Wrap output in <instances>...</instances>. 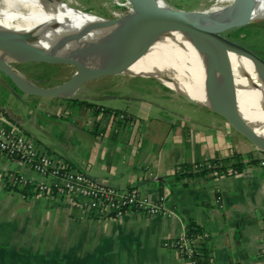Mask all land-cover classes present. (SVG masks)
<instances>
[{
  "label": "crops",
  "instance_id": "0c3cea01",
  "mask_svg": "<svg viewBox=\"0 0 264 264\" xmlns=\"http://www.w3.org/2000/svg\"><path fill=\"white\" fill-rule=\"evenodd\" d=\"M154 93L122 108L132 117L123 125L117 117L81 112L59 100L46 101L50 108L43 114L31 110V118L9 110L20 128L53 157L96 182L134 188L150 200L163 196L167 213L130 210L121 217L91 216L70 197L59 196L49 198L57 203L46 205L54 218L44 219L38 213L45 208L38 204L4 203L2 199L17 194L3 189L1 173L13 170L33 180L55 179L43 178L0 152V213L16 208L35 217H0V264H185L162 241L181 236L188 220L204 228L212 264H264V164L246 166L239 175L213 171L177 179L182 162L203 160L218 150L217 157L231 154L216 136L201 138L197 114L185 111L186 104ZM157 99L163 103L156 104ZM174 99L176 110L164 102ZM220 130L222 136L231 132L228 127ZM246 153H240L243 161Z\"/></svg>",
  "mask_w": 264,
  "mask_h": 264
},
{
  "label": "bare ground",
  "instance_id": "6f19581e",
  "mask_svg": "<svg viewBox=\"0 0 264 264\" xmlns=\"http://www.w3.org/2000/svg\"><path fill=\"white\" fill-rule=\"evenodd\" d=\"M160 2L184 17L223 7L183 11L173 9L164 0ZM243 15L253 21L263 18L264 0H251ZM141 16L135 22L110 19L74 8L63 0H0V32L63 53L62 58L83 62V67L96 65L101 58L99 53L87 52L89 43L112 37L122 27L142 21ZM82 28L87 30L82 33ZM0 55L7 61L13 59L5 50H0ZM166 71L170 72L169 77ZM101 73L164 77L189 100L225 114L237 125L240 112L247 123L264 134V84L248 61L233 53L230 60L211 55L191 45L179 32L161 35L137 63L109 65L101 68ZM224 95L231 107L220 103Z\"/></svg>",
  "mask_w": 264,
  "mask_h": 264
},
{
  "label": "rangeland",
  "instance_id": "374dc122",
  "mask_svg": "<svg viewBox=\"0 0 264 264\" xmlns=\"http://www.w3.org/2000/svg\"><path fill=\"white\" fill-rule=\"evenodd\" d=\"M68 5L85 10L96 15L125 21H138L141 14L136 9L134 4L129 3L127 0H63ZM172 8L183 11H195L201 10L207 7L220 8L232 2V0H164ZM222 36L237 42L244 46L245 48L252 51L258 57L264 59V17L249 22L247 24L230 28L221 33ZM69 63H49L43 61H27V62H11V64L23 75H30L35 78L38 83L44 86H51L59 84L66 79H68L75 71L76 66L83 67V62H72V59H65ZM71 63V64H70ZM25 74V75H24ZM167 77L171 74L170 72L165 73ZM0 85L8 86L5 78L0 73ZM158 94H168L172 97H176L178 101L188 106L185 111H192L197 114V123L200 127L201 138L204 141H210V139L216 136L219 141L223 140L227 145V152L232 154L233 152H239L245 154L251 149V152L255 156H262L264 158V153L259 150L250 140H248L241 133L236 131L231 124L223 118L219 113L214 110H207L201 108V106H196L198 104H193L181 94L178 90L169 82H167L164 77L161 76H143V75H132L130 73H120L113 75H101L93 79H90L82 83L78 89L68 96H75L80 99H86L91 102H95L107 107L125 108L128 106L132 108L136 106V102H139L140 98H153L155 93ZM3 92L0 91V95ZM178 95V96H176ZM6 96V102L0 103V106L5 109L14 111L20 116H26L30 114L31 110L35 113L43 114L45 110H49V104L46 103L50 98L46 96H34L28 95L21 91L9 92ZM66 96V97H68ZM63 101V100H62ZM65 102V101H64ZM157 102L163 103L159 99L155 100ZM166 105L170 103L171 108L175 109L176 101H164ZM206 107V106H205ZM78 109V107H76ZM195 109V110H194ZM160 111L157 113L159 114ZM39 114V115H40ZM31 118V115H29ZM227 122H226V121ZM219 122V123H217ZM228 127L231 131L229 134L222 136L220 129ZM220 130V132H218ZM228 144H230L228 146ZM219 152V150H218ZM212 153L211 156L221 153ZM116 188V187H115ZM118 189V188H117ZM124 190V189H120ZM4 203H9L12 206H17L18 204H38L44 207L40 216L42 218L51 219L54 218L52 209L46 208V205L57 203L58 200H50L47 196L39 195V198L35 197L30 199V201H23L19 196H11V198L2 199ZM19 209L12 208V212L0 213L1 219L9 218L14 219V221L25 218V219H35L34 216L28 213H21L17 211ZM43 214V215H41ZM5 216V217H4Z\"/></svg>",
  "mask_w": 264,
  "mask_h": 264
},
{
  "label": "water",
  "instance_id": "95a60500",
  "mask_svg": "<svg viewBox=\"0 0 264 264\" xmlns=\"http://www.w3.org/2000/svg\"><path fill=\"white\" fill-rule=\"evenodd\" d=\"M129 1L143 15V20L122 27L115 35L106 40L89 43L87 52L92 51L94 54L99 53L101 55L98 64L85 65L81 69L76 66V71L65 81L51 86H39L23 76L11 62L43 61L69 63L61 57L63 53L45 50L29 42L19 41L7 32L1 31L0 50L10 52L13 59L7 61L0 55V72L4 73L21 92L28 95L66 97L75 92L82 83L90 79L101 75H111L108 73L99 74L101 68L114 64L137 63L161 35L179 32L194 47L211 55H216L221 59L230 60V54L232 53L244 57L264 84V59L258 57L241 44L221 35L222 32L230 28L253 21L245 19L243 15L246 5L251 0H232V2L217 11L202 12L191 17H184L169 11L160 0ZM80 30V32L84 33L87 29L82 28ZM81 35L80 33L79 36L81 37ZM220 101L225 107L230 106V102L225 95L223 100ZM212 110L219 113L264 153V134L257 132L247 123L240 112L239 125H237L225 114L215 109Z\"/></svg>",
  "mask_w": 264,
  "mask_h": 264
},
{
  "label": "built area",
  "instance_id": "2783aa9c",
  "mask_svg": "<svg viewBox=\"0 0 264 264\" xmlns=\"http://www.w3.org/2000/svg\"><path fill=\"white\" fill-rule=\"evenodd\" d=\"M14 115L0 106V152L8 157L22 160L28 168L41 177H52L53 182L36 180L40 191H47L53 197L67 196L79 203L91 216L121 217L127 210L135 209L145 214H165L167 208L163 196L155 200L141 195L137 189H117L113 186L96 182L83 171L59 164L38 147L33 139L13 120ZM264 164V159L261 160ZM11 184L25 183L30 178L22 174L8 173ZM163 246L174 249L185 259L195 262L194 243L184 233L179 237L164 239Z\"/></svg>",
  "mask_w": 264,
  "mask_h": 264
},
{
  "label": "trees",
  "instance_id": "16d2710c",
  "mask_svg": "<svg viewBox=\"0 0 264 264\" xmlns=\"http://www.w3.org/2000/svg\"><path fill=\"white\" fill-rule=\"evenodd\" d=\"M65 59H72V58H65ZM73 61L80 62L75 59H72V62ZM0 73L5 78L8 84V86L0 85V91L3 92V94L0 95V103H5L6 102L5 95H7V93L16 92L20 90L12 83V81L4 73L2 72ZM25 77L29 81L39 86H44L38 83L36 79L31 77L30 75H25ZM49 98L51 100L66 101L68 105H70L71 107H74V106L78 107V110L81 112L85 110H91L93 115H96L98 112H102L103 115L117 117L119 120L118 125L129 124L130 122H132L131 115L122 108L103 106L101 104L91 102L86 99H80L75 96L49 97ZM96 126L97 124L94 125V127ZM35 144L38 147L44 149L46 153L49 154L54 159L55 162L59 164H64V163L67 164L64 161L53 157L52 154H50L44 147L38 145L36 142ZM246 156H247V159L243 161L241 158V154L239 152H233L231 155L226 156V157L212 156V157H209L203 160H196L194 162H182L176 168L177 173L175 177L177 179H181L182 177L192 176V175H202L203 176L213 171H216L218 174H223V175H239L246 166L258 165L261 163V160H262L261 157L253 155L251 151H248L246 153ZM8 158L11 160H15L12 157H8ZM17 161L23 162L22 160H17ZM68 166L71 167L70 165ZM9 172L13 174H21L13 170H8L4 173L3 172L1 173L3 189L6 190L7 192L17 194L23 200H29L36 195L47 196L49 198H52V196L54 195V194L50 195V193L47 191H40L36 185V182H35L36 180H33V179H30L29 181L25 183L11 184L7 179V174ZM130 210L137 211L135 209H129L127 211H130ZM184 236L192 240L194 243L193 258L195 262L200 263V264H212V259H211L210 252L208 250V244H207L208 237L206 235L204 228L200 224L195 222L194 220H188L184 227ZM177 255L181 259H183L185 264H193L191 259H185V257L180 255L179 253H177ZM229 264H233V263H229Z\"/></svg>",
  "mask_w": 264,
  "mask_h": 264
}]
</instances>
